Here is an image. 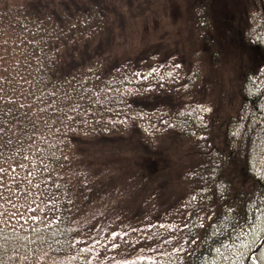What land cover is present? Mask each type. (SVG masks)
I'll return each instance as SVG.
<instances>
[{"label": "trees", "instance_id": "obj_1", "mask_svg": "<svg viewBox=\"0 0 264 264\" xmlns=\"http://www.w3.org/2000/svg\"><path fill=\"white\" fill-rule=\"evenodd\" d=\"M210 3L187 0L193 32L215 59ZM255 3L241 36L264 52V0ZM94 5L0 0V264H264V231L254 232L264 217V62L237 71L239 104L214 116L195 92L197 66L110 67L104 54L89 56L111 23ZM167 93L179 102L132 103ZM131 134L187 168L179 211L110 235L79 220V195L99 164L76 140Z\"/></svg>", "mask_w": 264, "mask_h": 264}, {"label": "rangeland", "instance_id": "obj_2", "mask_svg": "<svg viewBox=\"0 0 264 264\" xmlns=\"http://www.w3.org/2000/svg\"><path fill=\"white\" fill-rule=\"evenodd\" d=\"M31 1L60 4L69 11L98 4L111 16V23L105 37L98 40V47L88 55L104 54L110 67L127 61L146 62V69L172 62L184 73L192 66L199 67L201 77L195 92L214 116L224 117L229 111L232 114L239 104L233 80L237 71L256 69L264 62V52L246 45L240 30L247 14L257 8L255 0H210L218 56L215 59L210 46L198 42L193 32L187 0ZM178 100L167 93L135 98L132 103L152 109L173 106ZM76 142L79 153L99 164L94 169L96 174L86 180L91 184L89 189L79 195L86 210L79 220L87 221L88 227L106 229L110 235L123 234L172 211L178 213L181 194L176 191L177 178L187 168L173 164L169 154L148 150L134 134ZM103 161L105 164H101ZM102 166L110 169L108 174L103 175ZM233 174L238 184L248 178L237 166ZM84 197L90 198L83 201Z\"/></svg>", "mask_w": 264, "mask_h": 264}, {"label": "snow or ice", "instance_id": "obj_3", "mask_svg": "<svg viewBox=\"0 0 264 264\" xmlns=\"http://www.w3.org/2000/svg\"><path fill=\"white\" fill-rule=\"evenodd\" d=\"M255 220L258 222L257 227L254 229V232L256 231H264V227H261V223L264 222V217L257 216ZM219 251V250H217Z\"/></svg>", "mask_w": 264, "mask_h": 264}]
</instances>
